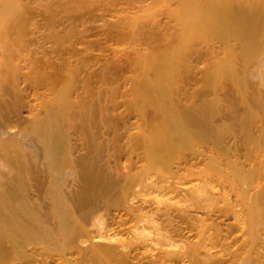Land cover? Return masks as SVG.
Masks as SVG:
<instances>
[{"label": "bare ground", "instance_id": "bare-ground-1", "mask_svg": "<svg viewBox=\"0 0 264 264\" xmlns=\"http://www.w3.org/2000/svg\"><path fill=\"white\" fill-rule=\"evenodd\" d=\"M0 264H264V0H0Z\"/></svg>", "mask_w": 264, "mask_h": 264}]
</instances>
